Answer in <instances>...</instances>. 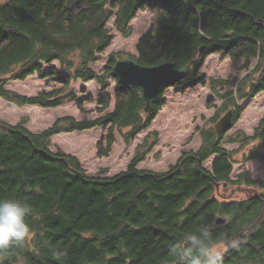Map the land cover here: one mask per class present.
<instances>
[{"label": "trees", "instance_id": "obj_1", "mask_svg": "<svg viewBox=\"0 0 264 264\" xmlns=\"http://www.w3.org/2000/svg\"><path fill=\"white\" fill-rule=\"evenodd\" d=\"M146 10L153 23L139 39L137 55L113 53L101 74L93 70L90 64L113 42L109 20L115 16L116 29L128 38L131 21ZM214 54L242 63L246 75L208 79L201 69ZM126 56L142 65L193 59L190 74L175 86L184 92L210 83L223 104L200 128L199 149L184 153L167 172L137 166L158 143L153 131L125 171L90 176L77 156L51 149L54 135L103 128L97 156L105 157L117 129L129 144L167 103L163 91L147 113L141 91L117 80L113 65ZM34 74L59 89L26 96L7 88ZM108 79L116 81L113 94L79 99L70 91L77 81L91 80L107 89ZM263 91L264 0H0V97L17 107L74 101L84 111L86 103L97 102L103 114L61 117L41 132L26 128L27 119L0 121V198L26 201L32 209L31 238L0 253L2 264H175L172 249L196 227H207L226 248L223 264H264V181L247 170L232 177L235 163L264 161V118L252 135L214 128L229 109L234 125L244 110L240 102ZM112 99L115 108L107 112ZM226 144L239 145L229 150ZM213 156L211 169L204 168ZM218 217L226 222L217 224ZM231 239L239 246H227ZM54 252L62 253L59 259Z\"/></svg>", "mask_w": 264, "mask_h": 264}, {"label": "rangeland", "instance_id": "obj_2", "mask_svg": "<svg viewBox=\"0 0 264 264\" xmlns=\"http://www.w3.org/2000/svg\"><path fill=\"white\" fill-rule=\"evenodd\" d=\"M153 17L154 15L151 11L139 12L131 21L133 33L126 38L116 29L114 25L116 17L113 16L107 24L113 35V42L99 56L98 60L90 64V67L101 74L113 53L122 52L136 56L138 53V41L150 31ZM241 65L242 63L234 64L230 59H222L220 55L214 54L206 58L201 71L207 75L208 79L229 78L230 76L242 79L247 72L241 69ZM107 81V89H104L96 80L88 82L77 81L73 84L70 91L75 92L79 99L86 94L97 95L104 92L113 94L117 85L116 81L114 79H108ZM59 87L60 85L40 79L37 74L31 75L24 81L13 80L7 84L8 89L26 96H34L40 92H51L59 89ZM83 88L87 91L82 92ZM226 90H229V88ZM163 91V97L167 100V103L159 110L150 127L138 134L129 144L124 140L121 131L117 129L115 131V142L107 156H97V144L106 132L105 129L100 127L54 135L51 149L54 151L62 149L77 156L90 176L113 177L128 168L136 155L138 145L144 141L147 134L157 131L158 143L137 166L139 169L167 172L184 153L199 149L202 144L200 128L207 124L209 125L211 120L216 118L217 111L223 101L212 92L210 83L206 86H199L196 89H187L184 92L179 91V86L173 84ZM210 98H214L213 103L215 106L209 107ZM240 104L244 107V110L238 121L234 125L232 124V127L227 131V135L238 130H243L247 135H252L255 128L264 118V91L248 102H240ZM98 106L97 102L86 103L84 111L80 110L76 102L73 101L52 108H45L39 105L17 107L0 97V121L15 125L23 119H27L26 128L33 132H41L50 128L57 119L65 116H72L77 120L95 119L103 115L97 111ZM114 108L115 100L112 99L111 105L106 111L112 112ZM238 145L226 144L225 146L227 149L232 150ZM214 159L215 156L205 162L204 168L211 169ZM103 170L106 171L102 172ZM244 170L248 171L250 177L264 181V161L254 159L246 163H235L232 177L235 179Z\"/></svg>", "mask_w": 264, "mask_h": 264}, {"label": "clouds", "instance_id": "obj_3", "mask_svg": "<svg viewBox=\"0 0 264 264\" xmlns=\"http://www.w3.org/2000/svg\"><path fill=\"white\" fill-rule=\"evenodd\" d=\"M32 209L26 201L0 198V253L11 246H21L32 236L28 217ZM228 246L236 248V239L228 240ZM226 248L217 243L207 227H196L182 236L178 246L172 249L175 264H223ZM57 259L62 253H53ZM2 264V260H0Z\"/></svg>", "mask_w": 264, "mask_h": 264}, {"label": "water", "instance_id": "obj_4", "mask_svg": "<svg viewBox=\"0 0 264 264\" xmlns=\"http://www.w3.org/2000/svg\"><path fill=\"white\" fill-rule=\"evenodd\" d=\"M194 60L185 65L174 61H165L159 65H142L129 57L118 59L113 65L112 72L117 80L129 87L141 91L145 100V111L151 112L153 104L170 85L185 79L191 71ZM233 124V110L225 111L215 122L217 133L228 131ZM226 222L225 218L218 217L217 224ZM228 246V242L226 243Z\"/></svg>", "mask_w": 264, "mask_h": 264}]
</instances>
